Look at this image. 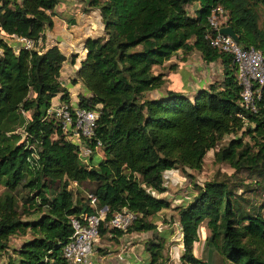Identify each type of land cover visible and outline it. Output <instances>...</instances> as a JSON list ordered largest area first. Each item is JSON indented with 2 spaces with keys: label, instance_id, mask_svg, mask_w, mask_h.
<instances>
[{
  "label": "trees",
  "instance_id": "16d2710c",
  "mask_svg": "<svg viewBox=\"0 0 264 264\" xmlns=\"http://www.w3.org/2000/svg\"><path fill=\"white\" fill-rule=\"evenodd\" d=\"M85 2L82 11L98 10L103 35L84 39L85 54L71 78L88 92L77 94V105L97 111L88 143L92 151L83 162L76 145L44 115L56 93L68 100L58 78L65 56L55 44L36 43L52 26L58 0H0V253L11 249L14 255L0 264H66L61 249L71 233L69 217L93 212L87 198H73L69 182L94 183L91 194L98 207H106L105 219L121 208L135 214L125 230L99 228L98 236H117L155 231V222L147 217L171 206L159 196L166 190L164 172L199 169L209 149L215 161L227 163L234 173L247 169L264 175V83L254 112L240 106L230 55L205 37L210 31L206 15L221 5L224 24L231 26L238 43L260 49L264 63V19L259 29L245 0ZM194 2L190 12L187 7ZM258 2L264 13V0ZM66 22L71 25L74 18ZM9 34L34 39V47L14 50L5 38ZM177 49H196L207 62L220 59L221 76L192 96L173 89L146 96L165 81L152 66ZM226 135L230 137L219 144ZM97 140L102 155L95 159ZM234 195L227 179L212 178L191 196L176 199L171 209L179 227L181 262L207 264L194 254L205 221V242L221 240L229 263L264 264L261 208L243 211ZM161 222H167L163 216ZM169 232H162L156 244L143 241L149 256L143 264H160L162 239ZM11 237L20 238L17 246L9 245Z\"/></svg>",
  "mask_w": 264,
  "mask_h": 264
},
{
  "label": "built area",
  "instance_id": "2783aa9c",
  "mask_svg": "<svg viewBox=\"0 0 264 264\" xmlns=\"http://www.w3.org/2000/svg\"><path fill=\"white\" fill-rule=\"evenodd\" d=\"M225 20L226 13L221 5L211 7L206 15L210 31L205 37L212 47L230 55L235 67V78L240 85L238 103L244 109L254 112L260 87L264 83L262 53L253 46L243 47L228 34L219 32V28L225 25ZM5 38L14 50L19 47L29 49L35 44L34 39L17 34H9ZM38 41L39 39L36 43ZM44 115L56 122L63 137L76 145L79 159L86 162L92 151L88 143L94 134L97 111L58 99L49 102ZM99 145L97 140L94 149ZM87 199L93 212L69 217L71 233L61 249V256L66 264H91L93 243L98 238L99 228L125 230L135 219V214L125 208L114 211L105 219L106 207H98L92 194H87Z\"/></svg>",
  "mask_w": 264,
  "mask_h": 264
},
{
  "label": "rangeland",
  "instance_id": "374dc122",
  "mask_svg": "<svg viewBox=\"0 0 264 264\" xmlns=\"http://www.w3.org/2000/svg\"><path fill=\"white\" fill-rule=\"evenodd\" d=\"M250 5L257 19V27H262L264 13L263 8L258 0H245ZM76 0H58L55 10L58 14H54V19L59 21L60 27L65 28L69 26L66 22L67 17H73V13L76 12V8L81 11L84 3L76 4ZM245 4V3H243ZM82 12V11H81ZM17 131L23 135L21 128H17ZM230 135H226L219 144L224 143ZM94 158L97 159L98 155H102V151L97 147L94 151ZM185 172L187 174H185ZM185 172L180 169H174L169 172L166 176V190L159 196H164L171 202L169 209L164 210L162 213H158L153 217H147V220L155 222L157 228L155 231L141 232L137 239L142 241L152 242L156 244L160 241L162 232L170 231L169 235L164 240V246L161 251V256L158 258L160 264H184L180 261L179 257L181 254L182 247L180 246L179 240V227L176 221L175 212L171 209L175 205L174 200L178 199L181 195L191 196L202 186V183L212 178H224L227 179L230 185H233V191L235 192L236 202L239 208L243 211L257 210L260 207V212L264 215V175L256 170L249 171L247 169H241L234 173L233 169L225 162H217L213 158V149H209L203 156L202 165L199 169L185 168ZM236 185V186H234ZM94 186L92 181H83L81 183L69 182L68 188L73 193V198L77 201L82 199L86 200L87 194H91V190ZM4 188L0 185V196L3 194ZM25 191L19 193L20 198ZM189 198V197H188ZM21 199L18 200L20 204ZM161 216L165 218L166 223L161 222ZM207 228L205 221L199 225L198 237L199 242L195 245L194 254L201 258L207 264H232L226 259L227 247L221 242V240H210L204 243L205 237L203 236ZM164 236V235H163ZM135 238V239H136ZM10 246H17L20 242V238L11 237L9 238ZM142 250L140 252L134 251L136 254H145L144 243H142ZM147 253V252H146ZM138 255V256H140ZM148 255V253H147ZM11 249L0 253V263L5 261L7 258H13ZM143 256V255H142ZM135 258V256H134ZM149 260V256L144 260L143 263ZM138 264V263H136Z\"/></svg>",
  "mask_w": 264,
  "mask_h": 264
},
{
  "label": "crops",
  "instance_id": "0c3cea01",
  "mask_svg": "<svg viewBox=\"0 0 264 264\" xmlns=\"http://www.w3.org/2000/svg\"><path fill=\"white\" fill-rule=\"evenodd\" d=\"M77 3H84L83 6L86 7L85 0H76ZM195 5V2L188 5L187 8L190 12ZM75 10L76 12L73 13L74 23L65 28H61L59 21H56L52 16V26L45 29L43 40L38 41L44 47L55 44L65 56L58 78L61 85L68 91V101L71 104H77V94L79 92L85 95L88 94L80 81L71 82L74 71L85 54L83 41L86 37L103 35L99 13L96 8H88L86 11L81 10L82 12L77 8ZM152 70L153 72H162L165 81L159 87L147 90L145 92L146 96L158 97L166 89L178 90L192 96L198 88L207 86L212 80L221 76V62L218 58L208 62L204 61L200 52L196 49L188 51L177 49L161 64L153 65ZM59 95L58 92L52 96L50 102L60 99ZM171 171L173 170L165 171L164 177L166 178ZM139 234L130 233L115 236L113 232H106L98 236L93 243L90 257L91 264H143L148 257L147 253L134 255V251L140 252L142 250V238H136ZM207 234L208 231L203 236H207Z\"/></svg>",
  "mask_w": 264,
  "mask_h": 264
},
{
  "label": "water",
  "instance_id": "95a60500",
  "mask_svg": "<svg viewBox=\"0 0 264 264\" xmlns=\"http://www.w3.org/2000/svg\"><path fill=\"white\" fill-rule=\"evenodd\" d=\"M219 32L224 33V34H228L229 36H231L236 42H238V37L236 36V34L233 32L232 28L230 25H223L219 28Z\"/></svg>",
  "mask_w": 264,
  "mask_h": 264
}]
</instances>
